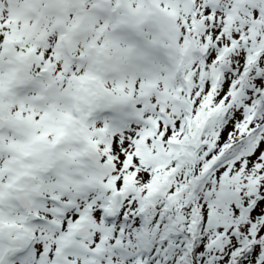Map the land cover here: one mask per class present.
Masks as SVG:
<instances>
[{"label":"snow or ice","instance_id":"1","mask_svg":"<svg viewBox=\"0 0 264 264\" xmlns=\"http://www.w3.org/2000/svg\"><path fill=\"white\" fill-rule=\"evenodd\" d=\"M0 264H264V0H0Z\"/></svg>","mask_w":264,"mask_h":264}]
</instances>
